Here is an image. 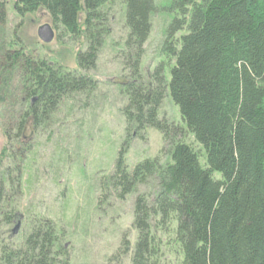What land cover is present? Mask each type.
<instances>
[{"label":"trees","instance_id":"1","mask_svg":"<svg viewBox=\"0 0 264 264\" xmlns=\"http://www.w3.org/2000/svg\"><path fill=\"white\" fill-rule=\"evenodd\" d=\"M13 8L19 17L46 12L57 40L78 45L79 73L33 59L23 48L6 51L4 69L19 74L25 104L3 132L0 225L15 216L9 194L20 190V164L32 136L61 102L96 89L83 72L95 69L110 42L124 72L118 86L127 137L155 129L168 156L165 164L146 158L128 172L125 141L100 185L101 203L108 194L123 201L138 186L157 188L152 199L135 197L136 236L133 244L121 241V254L130 253L131 264H264V0H165L160 6L155 0H16ZM158 10L171 16L159 50L164 59L144 75L143 46ZM116 14L124 35L114 42ZM5 21L0 1V24ZM167 94L202 149L203 163L179 140L183 130L159 118ZM4 160L13 169L2 167ZM27 225L20 244L0 245V264H68L53 221L37 216ZM162 249L173 261L161 262Z\"/></svg>","mask_w":264,"mask_h":264},{"label":"rangeland","instance_id":"2","mask_svg":"<svg viewBox=\"0 0 264 264\" xmlns=\"http://www.w3.org/2000/svg\"><path fill=\"white\" fill-rule=\"evenodd\" d=\"M0 1L5 3L6 10V21L0 24L1 151L3 132L25 104L20 95L19 74L14 69H4L6 51L23 48L33 59H43L76 73L79 69L75 57L78 45L67 38L57 40L54 30L55 38L50 44L39 41L38 28L46 24L52 28L46 12L19 17L13 8L16 0ZM164 1L155 0V4L160 6ZM170 19L171 16L160 10L151 18V31L143 46L144 75L164 59L159 50ZM112 30L114 42L124 35L119 14L115 15ZM83 73L97 83L96 89L61 102L50 119L34 133L29 153L20 164V190L15 196L9 194L8 210L14 209L16 220L9 226L0 225V231L5 233L6 245L13 247L26 236L29 218L34 221L37 216L44 217L54 222L58 245L68 255V264H131L130 253L123 255L120 249L123 239L130 244L135 240L136 234L131 228L133 201L139 194H148L152 199L157 188L152 183L138 186L136 193L123 201L108 194L101 203L100 185L112 174L125 141L128 149L123 157L128 172L146 158L158 156L161 164H165L167 148L161 133L152 128L140 134L129 132L127 137L121 114L125 99L118 86L124 72L117 50L110 42L100 52L95 69ZM158 115L183 130L179 140L191 146L203 163L202 149L184 131L178 109L168 94ZM3 162L2 167H14L13 162ZM17 220L19 229L12 235ZM160 260L173 261L169 250L162 249Z\"/></svg>","mask_w":264,"mask_h":264},{"label":"water","instance_id":"3","mask_svg":"<svg viewBox=\"0 0 264 264\" xmlns=\"http://www.w3.org/2000/svg\"><path fill=\"white\" fill-rule=\"evenodd\" d=\"M37 37L42 44L47 45L50 44L52 41H54L55 34L53 29L50 27V25L46 24L38 28ZM18 229H19V223L17 220L15 227L11 231V234L15 235Z\"/></svg>","mask_w":264,"mask_h":264},{"label":"flooded vegetation","instance_id":"4","mask_svg":"<svg viewBox=\"0 0 264 264\" xmlns=\"http://www.w3.org/2000/svg\"><path fill=\"white\" fill-rule=\"evenodd\" d=\"M18 219V218H17ZM16 220V217L15 218H13V220L12 221H15ZM8 239V238H7ZM6 241V239H5V233H4V236L2 237V238H0V245L3 243V242H5ZM8 241V240H7Z\"/></svg>","mask_w":264,"mask_h":264},{"label":"bare ground","instance_id":"5","mask_svg":"<svg viewBox=\"0 0 264 264\" xmlns=\"http://www.w3.org/2000/svg\"><path fill=\"white\" fill-rule=\"evenodd\" d=\"M119 154V153H118Z\"/></svg>","mask_w":264,"mask_h":264}]
</instances>
